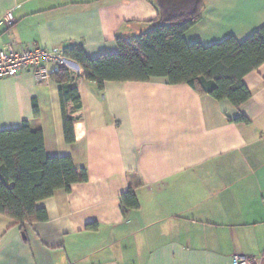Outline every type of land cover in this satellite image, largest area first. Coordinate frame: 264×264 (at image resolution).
I'll use <instances>...</instances> for the list:
<instances>
[{
	"label": "crops",
	"instance_id": "0c3cea01",
	"mask_svg": "<svg viewBox=\"0 0 264 264\" xmlns=\"http://www.w3.org/2000/svg\"><path fill=\"white\" fill-rule=\"evenodd\" d=\"M156 17L154 0H0V49L74 47L95 59ZM262 25L264 0H205L184 40L241 42ZM243 84L250 97L235 108L162 79L100 91L79 69L63 96L74 121L67 144L60 86L29 72L1 78L0 131L41 130L45 155L70 157L87 181L38 203L45 222L0 217V264H233L236 255L264 264V63ZM129 190L139 208L123 211Z\"/></svg>",
	"mask_w": 264,
	"mask_h": 264
},
{
	"label": "trees",
	"instance_id": "16d2710c",
	"mask_svg": "<svg viewBox=\"0 0 264 264\" xmlns=\"http://www.w3.org/2000/svg\"><path fill=\"white\" fill-rule=\"evenodd\" d=\"M204 5L205 0H154L157 26L129 40L116 38L117 53L89 59L73 47L63 54L100 91L107 82L162 79L168 85H188L199 96L225 100L237 108L250 97L243 78L264 63V25L241 42L228 37L210 46L188 45L184 35L200 21ZM50 78L60 86L63 137L72 144L74 121L63 107L68 76L60 69ZM33 112L38 114L35 106ZM234 121L247 123L242 116ZM86 181L85 169L75 168L70 157L45 155L41 130L23 122L17 129L0 131V217L14 226L47 221L46 210L38 203ZM120 203L123 211L139 208L132 190L120 196Z\"/></svg>",
	"mask_w": 264,
	"mask_h": 264
},
{
	"label": "built area",
	"instance_id": "2783aa9c",
	"mask_svg": "<svg viewBox=\"0 0 264 264\" xmlns=\"http://www.w3.org/2000/svg\"><path fill=\"white\" fill-rule=\"evenodd\" d=\"M6 18V17H5ZM8 23V18L6 19ZM64 70L68 77L77 76L78 66L66 58L63 50L46 49L31 45L13 48L6 45L0 49V79L14 78L22 72H29L39 83L49 79L53 72ZM233 264H261L257 259L246 256H233Z\"/></svg>",
	"mask_w": 264,
	"mask_h": 264
}]
</instances>
